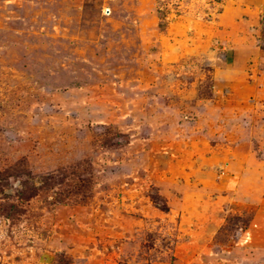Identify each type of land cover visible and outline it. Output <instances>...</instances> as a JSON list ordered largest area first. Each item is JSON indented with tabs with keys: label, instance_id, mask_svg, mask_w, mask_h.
<instances>
[{
	"label": "rangeland",
	"instance_id": "obj_1",
	"mask_svg": "<svg viewBox=\"0 0 264 264\" xmlns=\"http://www.w3.org/2000/svg\"><path fill=\"white\" fill-rule=\"evenodd\" d=\"M0 264H264V0H0Z\"/></svg>",
	"mask_w": 264,
	"mask_h": 264
}]
</instances>
